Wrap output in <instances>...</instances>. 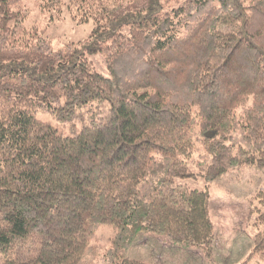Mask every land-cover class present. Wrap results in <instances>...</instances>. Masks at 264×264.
<instances>
[{"label":"trees","instance_id":"16d2710c","mask_svg":"<svg viewBox=\"0 0 264 264\" xmlns=\"http://www.w3.org/2000/svg\"><path fill=\"white\" fill-rule=\"evenodd\" d=\"M35 1L92 30L54 49L0 0V264H100L103 228L101 264H147L145 233L212 260L209 195L180 181L264 169V0Z\"/></svg>","mask_w":264,"mask_h":264},{"label":"rangeland","instance_id":"374dc122","mask_svg":"<svg viewBox=\"0 0 264 264\" xmlns=\"http://www.w3.org/2000/svg\"><path fill=\"white\" fill-rule=\"evenodd\" d=\"M24 2L27 8L24 26L29 30L42 31L54 49L62 48L68 43L86 42L90 35L92 23L79 25L65 8L59 14H51L52 19L49 13L40 9L35 0ZM90 58L97 72L108 76L103 57ZM40 117L49 119L46 115ZM197 156L198 153H193L189 166L196 163ZM193 165L191 168L197 174ZM180 184L209 195V216L215 227L212 260L206 259L197 247H182L166 236L151 233L141 236L138 244L128 251V258L147 264H264L257 257L250 259L253 237L262 228L257 225V217L264 213V169L238 167L212 183L207 182L203 176L195 175L180 181ZM98 235L100 245L94 250L95 256H92L101 264L102 252L107 246L111 230L103 228ZM92 256L89 255L88 258ZM94 260L90 259L91 262Z\"/></svg>","mask_w":264,"mask_h":264}]
</instances>
